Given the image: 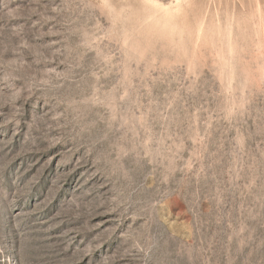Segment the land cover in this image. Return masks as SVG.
<instances>
[{
  "label": "rangeland",
  "instance_id": "1",
  "mask_svg": "<svg viewBox=\"0 0 264 264\" xmlns=\"http://www.w3.org/2000/svg\"><path fill=\"white\" fill-rule=\"evenodd\" d=\"M0 264H264V0H0Z\"/></svg>",
  "mask_w": 264,
  "mask_h": 264
},
{
  "label": "clouds",
  "instance_id": "2",
  "mask_svg": "<svg viewBox=\"0 0 264 264\" xmlns=\"http://www.w3.org/2000/svg\"><path fill=\"white\" fill-rule=\"evenodd\" d=\"M160 51L162 52V53H164L165 55H172L173 54V49H171L170 48V46L169 45H167V44H162L161 45V48H160ZM132 71H134V70H132ZM127 75V74H126ZM127 94V92H125V95Z\"/></svg>",
  "mask_w": 264,
  "mask_h": 264
}]
</instances>
